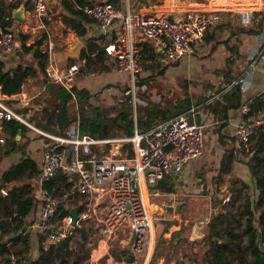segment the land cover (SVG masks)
<instances>
[{
  "label": "built area",
  "instance_id": "2783aa9c",
  "mask_svg": "<svg viewBox=\"0 0 264 264\" xmlns=\"http://www.w3.org/2000/svg\"><path fill=\"white\" fill-rule=\"evenodd\" d=\"M7 1L20 3L25 0ZM29 1L34 16L43 18L49 6L59 0ZM227 2L219 5L202 2L183 6L181 2L170 0L165 8L149 5L141 11L140 8L135 9L130 0H103L78 5V8L100 27L108 26L105 32L114 31V38L104 45L105 55L114 62L116 71L126 76L133 88L141 66L140 42H149L159 52V63L169 64L188 56L193 44L210 27L223 21L225 12L236 7L239 23L247 26L252 22L254 11H264V0ZM15 46V33L0 26V55L10 54ZM85 67L86 57L80 54L64 67H59L49 58L46 76L65 88L76 103L73 88L77 85L80 71ZM236 83L243 85V78L234 80L228 87ZM252 104V98H246L240 105L241 112L247 114V117L235 126L234 155L242 154L250 137L259 128H264V113H254ZM249 112L253 113L249 115ZM75 117L76 121L66 135H57L28 122L13 106L0 99V123L16 119L49 139L43 148L37 175L35 229L45 236L44 244L56 245L70 229L85 226L93 215L100 213L98 220H101L107 238L116 232H128L130 236L131 231H134L136 237L130 246L132 252L140 250L145 241L146 250L150 249L154 226L153 212L149 206L150 188H154L164 174L179 173L188 160L202 153L204 124L181 113L157 122L145 132H138L135 128L131 136L94 138L79 132L77 111ZM125 142L132 144L133 153L129 157L121 155V147ZM105 144L109 148L101 150ZM96 148L100 150L99 155L94 152ZM59 174H63L71 182L69 188L60 187L58 191L55 187H44L45 182ZM77 192L80 195L87 193L97 201V205L83 199L78 205L77 218L74 220L69 209L76 204L74 195ZM228 200L229 196L226 195L223 202ZM62 208L68 212L61 213ZM56 216L58 219L54 221ZM262 244L264 247L263 242Z\"/></svg>",
  "mask_w": 264,
  "mask_h": 264
},
{
  "label": "trees",
  "instance_id": "16d2710c",
  "mask_svg": "<svg viewBox=\"0 0 264 264\" xmlns=\"http://www.w3.org/2000/svg\"><path fill=\"white\" fill-rule=\"evenodd\" d=\"M101 1L103 0H59L57 4L64 10V13H62L63 23L83 39L89 33L87 24L97 23L85 16L83 11L78 8V5ZM109 1L116 2L118 0ZM18 5V3L0 0V26L11 29L13 32L15 31L14 24L17 20L12 16V10ZM261 27L262 25L258 21L256 24L249 25L246 28L242 27V29L246 33H257ZM14 33L16 41H19V49L22 52L30 53L31 59L26 60L22 58L14 66H7L5 58L0 56L1 93L7 95L17 93L21 90L23 83L29 76L40 75L48 102L41 108L39 113L36 112L35 116L28 117L27 120L43 130L57 135H66L70 126L76 121V117L72 114L71 110L72 104L75 103L71 94L46 76L49 55L47 51L39 49L42 39L37 40L35 44L27 45L28 34L21 33L20 31H15ZM114 36V31H110L97 36H89L84 41V47L80 55L86 57V67L80 72L86 73L94 68V66H99L104 71L110 69L108 64H106L109 57L105 55L104 45L112 40ZM140 47L142 69H152L156 74L164 73L168 65L160 66L158 64L157 58L159 52L146 41L140 42ZM72 60L73 58L67 57V62H71ZM230 82L231 79H228L227 84ZM142 83L143 80L141 79L138 84L141 85ZM73 90L79 115L77 119L79 132L87 133L94 138L131 136L135 128L138 132H145L157 122L167 120L181 113L187 114L192 119L190 109L193 105L197 106V109L204 108L210 109L213 112L217 111L215 108L217 100H211L210 95H198L195 100H192V95L185 93L183 97L167 102L168 104L165 106L157 103L145 107L138 106L135 112V119L132 118L131 109L124 105V103L116 110V114L110 116L107 110H101L98 106L90 104L89 99L95 92H91L85 86L79 85H76ZM217 90L219 91V89ZM221 95L227 100V107H240L243 101L240 86L237 83L232 84ZM255 101L257 104H261L259 98H255L254 105L256 104ZM16 111L23 113L19 110ZM195 120L199 121L198 115H196ZM1 123L5 136L3 137V142H0V155H6L21 147L15 140V136L19 128L24 130L27 126L16 119L3 120ZM104 147L108 149L109 145L105 144ZM121 149L125 156L129 157L133 153L131 142H125ZM243 152L250 153L247 166L253 177L255 187L261 193L263 205L261 208H258L249 195L245 194L243 202L240 204V209L236 212L230 206L234 201L233 199L240 194L239 188L230 190L231 196L229 201L221 204L216 211H211L207 222L206 234L192 241L195 247L204 248L202 256L194 250V264H264V251L259 246V240L264 243L263 127L259 128L250 137ZM233 159V150H228L220 161L217 174L218 180H221L223 173L230 171ZM26 170H28L27 174H25ZM25 175L30 179H34L38 175L35 161L27 157H21L0 175V210L3 213V216L0 215V256L3 264H9L11 261L8 255H12L14 260H18L15 264H25L24 259L31 251V234L27 228L29 224L27 217L38 206V198L34 193H30V191H33L31 183H16ZM56 180H59L57 186H55ZM43 185L45 188L51 189L55 187V190H58L60 187L69 188L71 182H68L66 176L63 174H59L57 178L45 182ZM157 186L167 193L175 191L174 182L171 176L167 174H164L159 179ZM217 193L218 188L215 193H212L213 206L216 202L220 201L216 196ZM67 212L65 208L61 209V213L65 214ZM84 229V225L74 227L70 229L69 233L58 244H50L48 246H44L45 244L43 243L45 236L39 234L37 239V256L30 260L28 264H56L54 261L56 256H65L71 250L74 253V257L68 264H82L83 261L89 258L91 246H85L84 241H76V246L72 249L70 243L74 238L75 231H80L82 237L85 238L86 233ZM177 232H180V230ZM162 234L160 232L156 237V247L164 241ZM108 254L118 261L128 263L135 259L131 249L125 246L120 247L119 243L116 245L111 244ZM156 256L157 252L153 251L152 258L154 259ZM85 264L91 263L86 262ZM174 264L182 263L175 262Z\"/></svg>",
  "mask_w": 264,
  "mask_h": 264
},
{
  "label": "crops",
  "instance_id": "0c3cea01",
  "mask_svg": "<svg viewBox=\"0 0 264 264\" xmlns=\"http://www.w3.org/2000/svg\"><path fill=\"white\" fill-rule=\"evenodd\" d=\"M227 1L247 2L250 0H208L203 2V4L209 2L213 5H219L227 4ZM22 2L23 18H15L19 25L24 20L28 19L29 16L34 15L32 13L30 1L25 0ZM201 3L190 2L189 4L197 5ZM51 5L54 6L57 5V3H52ZM144 9L145 8L143 7L140 8L141 11ZM60 13H64V10L61 9ZM50 17H54V15H50ZM258 21L262 27L257 33L243 32L242 27L246 28L249 25L256 24ZM60 23L63 24L64 27L66 26L62 19ZM249 25L244 26L239 23L236 7H234L232 10L224 13V19L220 24L210 27L205 35L193 44L192 51L188 56L175 61L176 65L178 64L177 66L182 67L183 69L188 65H193V63H195V58H199L198 61L200 66L198 67V78L201 81H205V86L207 85L205 95H210L211 100H217L215 107L217 111L213 112L210 109L198 108V114L196 115L199 116V121L197 122H202L204 124L203 151L198 157L188 160L179 173H166L171 176L175 188V191L172 193L164 191L165 193L170 194V198L173 199V218L165 228H158V234H160V232L163 233L162 236L164 241L161 242L159 246H166V248L170 250V258L167 257V260H165L163 257L159 256L157 252V256L153 259L150 254V249L152 247H150L149 251L146 252L144 256L142 264H169L167 263L169 260L170 264H174L175 262H180L182 264H194V250L197 251V254L202 256L204 248L195 247L192 241L199 239L206 234L207 222L211 211H216L221 204L229 201L223 202V199L226 195L230 198V190L239 188L240 194L233 199L235 202L240 197L243 200L244 195L247 194L258 208H261L263 205L261 193L255 187L253 177L251 176L247 166L250 153L242 152V154L240 153L239 155H234L233 153L234 159L231 164L230 171L228 173H223L221 175V180L217 179L222 157L226 152H228V150H233L234 148L233 134L235 126L247 117V114H243L241 112L240 107H227L228 102L221 94H223V92L230 87H228V85L231 82L238 80L239 78H243V85H241L242 87L240 86L242 100L252 98L253 112L256 114L258 112L264 113V11H254L252 14V22ZM87 28L89 32L88 35L90 36H97L106 31L104 30V32L100 34L92 35V29L101 28L95 23L87 24ZM13 51L4 56L0 55L2 58H5L7 66H14L16 62L20 61L19 54L13 53ZM49 58H51L59 67H64L68 63L64 62L61 58H52L50 56ZM111 74L113 75L112 77L117 80L120 77H125L124 74L117 76L115 73ZM228 79H231L229 84H227ZM217 89H219V91ZM44 92V84L40 75L29 76L23 83L19 92L7 95L1 93L0 91V99L4 100L7 104L9 103L15 110L22 111L23 113L19 114L27 120L28 117H33L34 111L31 109L33 106L31 100L36 94L41 93V95H43ZM255 98H259L261 104H257L255 101L256 104L254 105ZM253 112H249V115ZM35 133L36 132L28 126L22 130L18 136L16 133L15 140L21 145V147L6 155H0V175L6 168H8L12 163L18 161L21 157H27L35 161L37 171L39 172L43 148L46 146L48 141L45 142L41 137L36 138ZM0 136H2V141L0 142H3V137L5 135L2 129V123H0ZM36 157H40L39 163L37 162ZM210 165H213L212 169L210 168ZM27 173L28 170L25 171V174ZM32 180H34V183L31 185L35 187L33 190L34 195H37V176ZM58 184L59 180H56L55 186ZM155 188L156 190L160 189L157 187ZM217 188L218 193L216 196L220 199V201L216 202L213 206L210 198L213 196L212 193L216 192ZM83 199H88L92 201L94 205H97V201L90 198L87 193L85 195H80L77 192L74 195V201L76 202L75 206H78ZM180 199L181 201H179ZM205 200L207 203H205ZM199 201H204L205 206L202 205L198 208L196 202ZM184 204L186 207L188 205L189 208L192 205L196 206L197 210L192 211V214H195L196 216L194 215L193 218H189L188 216L183 218L181 213L178 211V208L183 207ZM97 215L98 213L96 216ZM36 220L37 206L27 217V221L29 223L27 228L30 234L38 232L35 229ZM178 230H180V232H177ZM104 235L107 238V234L105 232ZM157 236H155V243ZM103 242L104 244H102V248L99 244L98 247L94 249V253L96 254L93 253L91 255L94 261L101 257V255H103L108 249L106 239L103 240ZM152 242L154 243V234L152 236ZM181 243H188V256L191 257L190 261L185 255H179L177 249ZM105 258V264L136 263L135 259L129 263L125 261H118L113 256L108 254V252ZM95 264L99 263L97 262Z\"/></svg>",
  "mask_w": 264,
  "mask_h": 264
},
{
  "label": "rangeland",
  "instance_id": "374dc122",
  "mask_svg": "<svg viewBox=\"0 0 264 264\" xmlns=\"http://www.w3.org/2000/svg\"><path fill=\"white\" fill-rule=\"evenodd\" d=\"M208 0H174V2H181L183 6H189L190 2H205ZM130 3L133 4L132 6L135 9L147 7L149 5H156L159 8H165L170 4V0H130ZM139 10V9H138ZM61 7L57 4L54 6H49V9L47 11V14L45 15V18H37L36 16L32 15L29 16L28 19L24 20L20 25L18 22H15V31H20L21 33L28 34V39L26 41L27 45L35 44V42L39 39H42V42L39 44V49L42 51H47L48 55L52 58H61L64 62H67V57H71L74 60L79 56L80 52H78L76 55H69L67 52V49L70 46V38L71 37H78L82 39L81 37L77 36L70 28L64 27L63 24L60 23L62 19V13ZM50 15H54V17H50ZM61 18V19H60ZM27 25V27H26ZM84 47V43H83ZM82 47V48H83ZM13 53H19L20 60L26 59L30 60L31 55L30 53L22 52L19 49V41H16V46L13 51ZM198 55V54H197ZM198 57L195 58V63L193 65H188L185 68L182 69V67H179L176 65V62H172L169 64H158L160 66L168 65V68L164 71L162 74H156L154 70L152 69H142L143 65L140 64L141 70L136 75L135 79V85L132 88L130 85V81L125 77H120L118 80L113 78L111 73H115L116 76L120 75L115 69V64L107 60L109 70L104 71L99 68V66H94V71H88L86 73L80 72L77 77V86H85L91 92H95V94L89 99V102L93 106H98L101 110H107L108 114L110 116H113L116 114V110L119 109L121 104L124 103V105L128 106L132 111V118L135 119L136 116V108L138 106H150L154 103L160 104V105H166L167 102L174 101L177 98L183 97L185 93H188L192 95V100H195V98L199 95H205V90L207 85L205 86V81H201L199 76V70L198 67L199 61ZM154 68L156 66L153 65ZM115 76V75H114ZM143 80V83L139 85V81ZM85 80V81H83ZM82 81V82H81ZM138 81V82H137ZM127 90H129L127 92ZM128 96V97H127ZM48 102L47 94L46 92L43 93V95L36 94L34 98L31 100V103L33 104L32 110L33 116L36 115V112H40L41 108L45 106V104ZM72 114L75 116V113L77 111V104L74 103L71 106ZM197 106L193 105V107L190 109L191 118L195 119L197 112ZM35 114V115H34ZM49 132V131H48ZM35 137L39 138L41 137L45 142L49 141L48 138L45 136L35 133ZM114 137H123V136H114ZM101 150H107L104 146L101 147ZM96 155H99L100 150L96 148L94 151ZM124 152L121 153L123 155ZM37 162L39 163L40 157H36ZM211 169L213 165H210ZM17 183H34V180L27 177V175L23 176ZM159 188L157 185L155 186ZM150 188L149 192V206L150 209L152 208V216H153V234H154V243L152 242V247L150 249V254L152 256L153 251L155 250L158 252V255L163 257V259L167 260V257L170 258V250L166 248V246H158L156 247L155 243V236H157L159 229L156 226V220L163 216L165 213V207L166 205H172L173 199L170 198V194H167L164 192V190H156V188ZM33 186V190H34ZM59 189V188H58ZM59 191V190H58ZM57 191V192H58ZM30 193H34V191H30ZM181 201V199L179 200ZM210 201L213 202V196L210 198ZM242 198H238L235 201H233L232 205L230 206L234 211L238 212L240 209V204L242 202ZM198 208L202 205L205 206L204 201L196 202ZM209 205V204H208ZM181 206V205H180ZM183 205V207L179 208V212L181 213V216L184 218L188 216L189 218H193L195 214H192V211H196V206L192 205L190 208ZM101 212V217H102ZM0 215L3 216L2 210H0ZM196 216V215H195ZM100 217V213L98 215H93L92 218L85 224L84 230H85V238L82 237V234L80 231H75L74 238L71 240V247H75L76 241H84L85 246L89 247L91 246L90 252H89V258L85 261H83L82 264H85L86 262H89L91 264L99 263V264H105V256L107 255V250H109L111 244L116 245L119 243V246H125L127 247V241L129 237L128 232H116L114 234H111L109 238H106L104 235V226L101 222V220H97V218ZM58 219V216L54 217V221ZM197 219V217H196ZM185 231V230H184ZM41 235V233H34L31 234V251L29 255L24 259V263L28 264L30 260L35 258L37 256V239L38 235ZM34 235V236H33ZM44 236V235H43ZM106 239V242L108 244V249L106 252L101 255V257L97 258L96 261L93 260L91 255L94 253V249L98 247L100 244V247L102 248V244H104L103 240ZM147 242L145 241L143 246L140 248V250H133L135 254V264H142L144 260V256L146 252L149 251L146 250ZM151 244V242H150ZM49 244L45 243L44 246H48ZM130 248V247H128ZM167 249V250H166ZM180 256L185 255L188 260L190 261L191 257L189 255V246L188 243H181L179 245V248L177 249ZM96 252V251H95ZM96 254V253H94ZM201 256V255H200ZM74 257V253L71 250L69 254L63 256L60 255L56 256L54 261L56 264H68ZM8 258L11 260L9 264H15L18 260L13 259L12 255H8ZM64 260V261H62ZM170 264L169 262H167ZM0 264H3L1 261L0 256ZM22 264V263H20Z\"/></svg>",
  "mask_w": 264,
  "mask_h": 264
},
{
  "label": "water",
  "instance_id": "95a60500",
  "mask_svg": "<svg viewBox=\"0 0 264 264\" xmlns=\"http://www.w3.org/2000/svg\"><path fill=\"white\" fill-rule=\"evenodd\" d=\"M22 6H23V2H20L19 6H17L16 8H14L12 10V16L16 19H22L23 15H22ZM108 28V26L105 27H101L99 29H92L91 34L95 35V34H100L102 32H104V30H106ZM15 32V31H14ZM90 35L85 36L83 39H80L78 37H71L70 38V46L67 49V52L69 55H76L78 52H80V50L83 47V43L84 41L89 37ZM21 128L18 129L17 132V136L21 133ZM77 211H78V206L72 207L69 209L70 214L72 215L73 219L76 220L77 218ZM173 218V206L172 205H166L165 207V213L163 214L162 217L158 218L156 220V226L160 229L165 228L171 221ZM136 237V234L134 231H131V234L129 236V239L127 241V247H130L134 238ZM259 246L261 248L262 251H264V247L262 244V241L259 240Z\"/></svg>",
  "mask_w": 264,
  "mask_h": 264
}]
</instances>
